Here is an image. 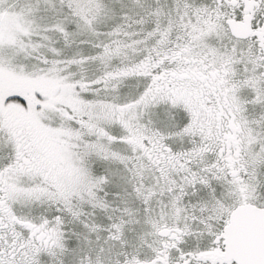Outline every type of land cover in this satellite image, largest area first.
<instances>
[{
    "label": "snow or ice",
    "instance_id": "snow-or-ice-1",
    "mask_svg": "<svg viewBox=\"0 0 264 264\" xmlns=\"http://www.w3.org/2000/svg\"><path fill=\"white\" fill-rule=\"evenodd\" d=\"M0 264H264V0H0Z\"/></svg>",
    "mask_w": 264,
    "mask_h": 264
}]
</instances>
